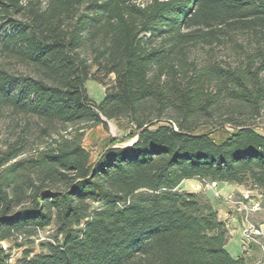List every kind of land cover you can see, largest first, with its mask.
<instances>
[{
  "label": "trees",
  "instance_id": "1",
  "mask_svg": "<svg viewBox=\"0 0 264 264\" xmlns=\"http://www.w3.org/2000/svg\"><path fill=\"white\" fill-rule=\"evenodd\" d=\"M0 23L1 54L32 70L0 63V117L66 132L28 158L23 140L0 153V264H13L1 244L51 226L45 252L14 264H254L227 252L210 199L180 186H250L264 200V0H0ZM228 44L234 65L189 57ZM90 80L106 88L99 104ZM109 121L129 122L136 141L92 161L86 126Z\"/></svg>",
  "mask_w": 264,
  "mask_h": 264
},
{
  "label": "rangeland",
  "instance_id": "2",
  "mask_svg": "<svg viewBox=\"0 0 264 264\" xmlns=\"http://www.w3.org/2000/svg\"><path fill=\"white\" fill-rule=\"evenodd\" d=\"M27 1V0H25ZM38 1V0H35ZM44 3L48 2V0H41ZM137 4H145L151 0H132ZM45 7V5H42ZM19 20L24 19L22 15L18 17ZM0 31H1V23H0ZM157 39L156 41H158ZM236 42L239 45L247 44V38L243 36H239L236 39ZM235 44H228L226 47H215L213 49L202 48V47H193L190 49L189 57L191 60H195L199 66L206 64L208 62L212 63L215 61H225L226 65H234V57H232V51ZM80 53L82 57L87 59H91V56L85 51V49H81ZM227 58V60H226ZM0 63L13 75L19 74H32V70L28 67L17 63L14 60L7 59L4 55L1 54V45H0ZM97 72L96 67H92L91 73L94 74ZM96 77L103 81L105 86H111L114 82V75H110L108 77H104L101 74H96ZM86 88L88 91L89 97L93 100L94 103L99 104L105 97V87L99 82L96 81H88L86 83ZM259 121L264 126V114L259 119ZM84 132V137L82 140V145L86 151L90 153L91 160L94 161L97 159L99 154L109 145L115 144L119 147L125 148L129 147L135 143L136 139H130L133 136L134 129L127 121H109L108 129H104L103 126L90 127L86 126ZM77 127L69 128L68 131H71ZM212 128L203 127L198 130L199 133L210 131ZM261 134H264V128H260L258 130ZM56 133H60V135H65L66 132L63 131L62 128H54L51 136H46L44 132V126L38 122L37 119L31 116H15L10 115L9 112H6L3 116L0 117V153L7 149L8 144L14 143L16 140H23L26 146V154L25 158L33 156L36 154V151H41L45 148H48L53 139H59V136ZM231 133V130H224L216 132L212 135V138L216 143H222L225 138ZM123 142L122 144H119ZM23 157V158H24ZM216 187H214L211 183L202 184V192L204 194L212 195L214 194V199H219L221 196L220 191H215ZM180 190L182 191H193L192 187H188L186 184H182L180 186ZM243 195H248L250 197H254L253 199L259 200L261 205V210L256 213H251L248 217L251 224L255 227H263L264 230V200L261 199L258 192H253L249 187H244V190L239 193H232L230 195H226L225 197L229 199V196L233 197L235 200L239 201ZM208 197V196H207ZM212 197V196H211ZM237 215L241 218L242 214L238 213L234 210ZM243 233V227H242ZM56 237V228L51 226L46 228L43 231L38 232V234L31 238L32 243L29 242L23 237H18L16 240L12 242H6L1 244L4 249L11 248L9 252L11 257V263H15L17 260L23 257L25 252H31L34 256L36 254L44 253L45 250L42 249V244L52 243L55 241ZM244 237V235H243ZM59 239V238H58ZM260 245L256 243H252L249 245V248L254 249V252L257 253V260L259 258L260 264H264V239L260 241ZM250 250V249H249ZM259 255V257H258ZM251 259L250 256H246ZM262 257V258H260ZM262 259V260H261Z\"/></svg>",
  "mask_w": 264,
  "mask_h": 264
},
{
  "label": "crops",
  "instance_id": "3",
  "mask_svg": "<svg viewBox=\"0 0 264 264\" xmlns=\"http://www.w3.org/2000/svg\"><path fill=\"white\" fill-rule=\"evenodd\" d=\"M197 182V183H196ZM183 184H186L188 187H192V193L202 192V183L198 181H185ZM215 191H220L221 196L219 199H214V194L212 195L205 194L210 199L214 209L217 211L219 219L227 224L228 231L230 233V241L226 246L227 252L230 256L237 260L242 256H250L254 264H260V260H257V253L254 252V249L249 248V251H244L242 248L244 237L242 233V218L235 213L233 203L227 199L225 196L232 193H239L244 190L243 186L229 185L226 183H215ZM212 196V197H211ZM259 257V255H258ZM262 258V257H260ZM262 260V259H261Z\"/></svg>",
  "mask_w": 264,
  "mask_h": 264
},
{
  "label": "built area",
  "instance_id": "4",
  "mask_svg": "<svg viewBox=\"0 0 264 264\" xmlns=\"http://www.w3.org/2000/svg\"><path fill=\"white\" fill-rule=\"evenodd\" d=\"M214 187L215 183L212 184ZM254 197L243 195L239 201L235 200L233 197L229 196V200L233 203L234 209L243 215L242 217V227L244 242L242 248L244 251H249V245L252 243L261 244L260 241L264 239L263 227H255L249 221L248 217L251 213H256L261 210V205L259 200L253 199Z\"/></svg>",
  "mask_w": 264,
  "mask_h": 264
},
{
  "label": "bare ground",
  "instance_id": "5",
  "mask_svg": "<svg viewBox=\"0 0 264 264\" xmlns=\"http://www.w3.org/2000/svg\"><path fill=\"white\" fill-rule=\"evenodd\" d=\"M190 182V181H189ZM197 183V182H196Z\"/></svg>",
  "mask_w": 264,
  "mask_h": 264
}]
</instances>
